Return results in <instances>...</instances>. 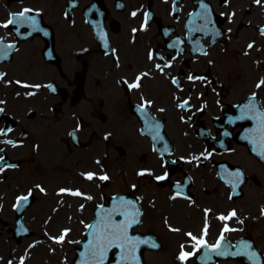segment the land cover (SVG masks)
I'll use <instances>...</instances> for the list:
<instances>
[{"label": "flooded vegetation", "instance_id": "flooded-vegetation-1", "mask_svg": "<svg viewBox=\"0 0 264 264\" xmlns=\"http://www.w3.org/2000/svg\"><path fill=\"white\" fill-rule=\"evenodd\" d=\"M201 2L212 11L213 23L208 29L218 30L220 36L213 38L212 31L197 30L203 25L196 15L203 11ZM25 7L39 10L40 26L48 34L18 36L14 28L0 27V38L16 46L7 60H0V70L5 74L0 81V100L4 101L0 107L14 118L12 131L0 140L42 147L57 141L73 145L70 133L79 127L75 133L83 148L78 151L85 161L99 157L100 163L114 168L119 157H130L147 164L144 168L152 175L138 176L129 191L146 193L150 202L167 193L155 179L162 170L160 157L164 156L142 131L148 129V118L139 111L142 98L151 101L147 110L150 123L164 120V130L170 129L169 135L178 140L177 156L185 161L171 180H184L186 173L193 176V157L200 156L193 130L196 133L202 122L214 131L210 99L236 73L243 50L264 19V8L253 0H230L227 6L222 0H175V5L174 0H0V23ZM134 11L135 17L131 15ZM232 12L235 16L231 22L227 15H221ZM145 13H150L148 27L141 30ZM240 20L247 23L245 31L243 23L238 25ZM189 28L193 30L189 32ZM133 29L137 31L133 33ZM20 31L27 33L29 29ZM101 31L107 48L99 38ZM177 40L183 43L169 47ZM257 57L264 60V47ZM169 62L172 67L165 68L164 73L155 68ZM259 65L263 73L264 64ZM144 72L149 76L142 81V88L129 90L124 81L131 82ZM190 74L207 79L193 83L187 79ZM173 78L178 79L180 88L172 83ZM15 81L41 87L24 88ZM222 91L229 89L223 87ZM29 92L36 94L26 95ZM257 94L263 103L264 88ZM184 100L189 101L187 109L178 106ZM195 189L207 194L203 186Z\"/></svg>", "mask_w": 264, "mask_h": 264}, {"label": "snow or ice", "instance_id": "snow-or-ice-1", "mask_svg": "<svg viewBox=\"0 0 264 264\" xmlns=\"http://www.w3.org/2000/svg\"><path fill=\"white\" fill-rule=\"evenodd\" d=\"M224 6H227L230 3V0H222ZM253 3L261 8H264V0H253ZM175 5V0H174ZM201 8L202 13H197L199 19L203 21V25L197 29V30H208L212 31L211 29H208V25L212 24L211 16L212 11L210 7L203 2H201ZM173 11H177V9L174 6ZM68 13H65V16L67 17ZM131 15L135 17L137 15V12H132ZM222 16L227 15L229 18V22H231V18L235 16V13H221ZM41 16V13L39 10L32 9V8H22L17 13H10L9 18L3 22L0 23V27L9 29L14 28L16 34L18 36L21 35H31L34 32H44V35H47L48 33L44 31L40 26V20L39 17ZM150 18V13L144 14V21L141 25V30H146L148 27V22ZM27 27L29 31L27 33H21L20 29ZM193 29L189 28V32H191ZM133 33L137 31V29L132 30ZM228 31H231L230 29ZM260 34L264 36V28L260 29ZM99 38L104 40V47L107 48V40L103 32L101 31L99 34ZM213 38L220 36L221 33L216 30L212 31ZM183 43V41L177 40L173 44L169 45V47H178L179 44ZM15 44H6L2 38H0V60H7L10 53L15 49ZM255 47L254 42L249 43L247 45L248 49H253ZM113 55L115 54V49H112ZM201 54L207 55L208 53L206 51H202ZM248 52H245V55H247ZM153 54L149 53L148 59L152 60ZM161 60H163V57H160ZM211 63V61L209 62ZM172 67L171 63H165L163 65L156 64L155 68L160 71L161 73H164L165 68ZM166 74V73H165ZM149 76V73L144 72L139 75H136L134 80L131 82L124 81V83L127 85L129 90H136L142 88V81ZM5 74L0 73V80H4ZM187 79L193 83H195L197 80H206V77H200V76H194L189 75ZM11 83V82H8ZM16 84L24 87V88H36L39 89L41 85H29V84H22L21 81H15ZM172 83L176 85L178 88H180V84L178 79L173 78ZM47 87L52 88L51 85H47ZM257 89L264 88V78H261L255 85ZM53 91H55L54 88H52ZM182 90V88H181ZM35 92H29L26 95L32 96L35 95ZM19 95V94H17ZM4 101L0 100V104H3ZM151 106V101H144L142 98V104L139 107V111L143 113L148 119L146 120V126L149 131L154 132L153 139H161L159 134V128L160 125L158 123L152 124L150 121L152 118L150 117L148 113V108ZM182 109H187L189 105L188 100L182 101L179 105ZM203 110V109H200ZM162 111V109H161ZM4 109L0 108V113H3ZM235 120H252L255 121V129L250 134V142L253 145H258L260 148V152L258 153L261 155L262 158H264V107H261L259 105V102L257 100L256 93L254 92L252 96L249 98V101L246 105H244L240 110V115L235 118ZM235 120H230L229 123H235ZM12 131L11 128L6 129H0V137L7 136ZM79 131V127L70 135L75 137V132ZM227 135V133H225ZM246 139L249 137H245ZM105 139H108V136H105ZM7 143L13 147L17 146V143L13 140H0V144ZM0 151H3L2 148H0ZM165 151H167V148L165 147ZM211 153H209V156ZM209 156H204V159H208ZM201 157H193L194 160H199ZM191 162V161H189ZM97 164H100V161H96ZM16 165L9 164L6 161V158L4 156H0V172L5 171L7 168H14ZM84 179L88 181L93 180H100V181H108L110 180V177L107 174L98 175L95 172H86L81 174ZM137 176H145V175H152V173L148 170H141L136 173ZM233 175V187H238L240 183L243 182V174L237 170ZM155 179L157 181H163L167 179V174L162 176H156ZM39 190L41 192H44V188L37 185ZM135 187V186H133ZM178 191L176 195L170 197L171 199H176L178 196H180L183 192V188L181 185H176ZM58 194H67L74 197H82L87 200H91V196H87L86 194L80 192L79 190H70V189H60V192ZM32 195L31 191H29L28 195L25 196H19L17 197V201L15 204V207L19 209L22 204H26L29 200V197ZM185 199H189L188 197H184ZM231 198V197H230ZM81 209H83V205H81ZM210 210H205V216L207 217ZM261 215H264V209H261ZM142 216V211L138 207V200L132 201L127 200L124 197H113V203L111 204V207L108 209H105L103 205L99 206V211L97 214V218L93 223L86 224L85 227L88 230V235L90 239L88 240L87 244L84 247V253L82 256V260L79 262V264H107L109 259V254H113V260L114 264H141V257L138 254L139 248L141 245H148L153 249L159 248V244L156 243L153 240L150 239H141L138 237H134L130 234V229L133 228L135 225H139L142 221L140 217ZM234 218H237V212L235 210H232L228 213V215H220L217 217L222 222H225L223 225V228L220 232V235L218 239L216 240V243L213 245H209L207 242L206 237L208 236V224L207 219L205 220L204 228L202 229V233L200 237L194 236L192 233H186L185 235L189 237V239L193 242L192 248L193 251H185L184 245H181L180 252L177 256V259L181 262V264H187V262L190 260L191 257H194L197 255V253L201 252V250H206L201 257V259L207 264L208 261L212 259V256L210 254H215L216 256H247L253 264H258L259 257L257 256V253L255 251H250L251 244L241 241L238 245H229L226 241L225 234L229 232L237 231L235 228L229 227L227 221L233 220ZM239 223L243 224V220H239ZM169 230L172 232H179L180 230L178 228H172L169 226ZM21 231H25L23 227H21ZM70 229H64L61 231V233L58 236L50 237L53 243L55 244H64L66 242L67 237L69 236ZM68 243H72V241H67ZM29 247H34V245H30ZM235 248V251L232 249ZM54 251V250H53ZM2 259V258H0ZM7 264H13L12 260H9ZM19 264H25V257L21 256L19 258Z\"/></svg>", "mask_w": 264, "mask_h": 264}, {"label": "rangeland", "instance_id": "rangeland-1", "mask_svg": "<svg viewBox=\"0 0 264 264\" xmlns=\"http://www.w3.org/2000/svg\"><path fill=\"white\" fill-rule=\"evenodd\" d=\"M262 226H264V225H262ZM262 243L264 244V239H262ZM165 259V258H164ZM230 264H237V263H235V262H230Z\"/></svg>", "mask_w": 264, "mask_h": 264}]
</instances>
